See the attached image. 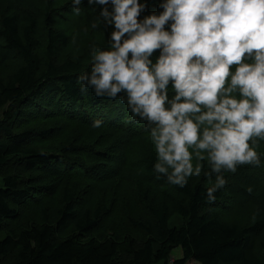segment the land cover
<instances>
[{
  "label": "trees",
  "instance_id": "obj_1",
  "mask_svg": "<svg viewBox=\"0 0 264 264\" xmlns=\"http://www.w3.org/2000/svg\"><path fill=\"white\" fill-rule=\"evenodd\" d=\"M163 2L140 0L146 7L139 19L159 15ZM95 5L80 7L89 25L103 17ZM54 14L63 17L56 0H45L44 11L26 0H12L8 9L0 12L1 62L8 58L20 61L9 76H0V114L4 108L0 115V236L4 234L0 239V264H264V218L243 224L208 209L232 194L248 195L260 187L251 173L264 170L261 149L259 167L244 165L235 173H223L227 185L215 193L212 202L207 200L206 190L214 183L205 184V177L215 180L217 174L207 160L201 179L190 176L187 185L180 187L154 171V151L145 153L143 170L157 187L165 188L162 196L152 199L143 190L146 213H131L129 229L109 220L110 205L97 200L91 184L84 183L89 180L85 177L97 175L99 166L105 165L99 157L108 155L101 150L106 142L98 139L107 141L109 134L103 132L105 136L98 137L97 131L111 127L132 139L148 133L150 126L126 107V94L109 99L96 97L92 88L81 90L78 78L90 73L92 57L86 63L83 55H62L70 36L48 22ZM40 17L46 20L43 59L39 54ZM166 29H171V22ZM173 95L169 84V98ZM100 104L105 107L101 110L105 117L98 111ZM112 105L123 108L122 112ZM35 109L41 111L36 114ZM35 117L54 123L36 128L31 124ZM98 119L101 126L93 127ZM70 126L72 130L67 129ZM51 138L60 140L54 153L45 152L39 143ZM88 153L94 162L86 157ZM33 172L36 176H31ZM59 193L58 203L50 208L48 200L53 201L50 197ZM33 209L38 216L22 221V213ZM254 238L259 249L252 253ZM176 247L182 248L183 256L172 261Z\"/></svg>",
  "mask_w": 264,
  "mask_h": 264
},
{
  "label": "clouds",
  "instance_id": "obj_2",
  "mask_svg": "<svg viewBox=\"0 0 264 264\" xmlns=\"http://www.w3.org/2000/svg\"><path fill=\"white\" fill-rule=\"evenodd\" d=\"M81 3L73 0L76 14ZM96 3L113 5L101 12L115 26L113 43L91 49L90 73L78 78L81 90L109 99L126 94L132 114L150 126L154 171L185 187L207 160L217 174L206 190L212 202L227 185L224 172L259 167L254 144L264 140V0H164L159 15L142 21L140 0H88ZM101 124L98 119L93 127Z\"/></svg>",
  "mask_w": 264,
  "mask_h": 264
},
{
  "label": "rangeland",
  "instance_id": "obj_3",
  "mask_svg": "<svg viewBox=\"0 0 264 264\" xmlns=\"http://www.w3.org/2000/svg\"><path fill=\"white\" fill-rule=\"evenodd\" d=\"M11 2L12 0H0V12L8 9L9 5H11ZM26 2L37 4V6L44 11L45 0H26ZM84 5H89L88 0H82V3L79 7H83ZM73 6V0H56V7L58 8L59 12H63V17H61V15L54 14L52 18H49L48 22L54 28L65 30L70 36L68 46L62 51V55H64V57H76L77 55H83V60L86 63H90V53L93 47H97L100 50H102L104 47L106 49L111 47V34L114 31L115 26L114 24H107L104 21V17H100L97 20L98 23H96L98 26L93 28V23L89 25L87 18H85L81 12L76 14L74 11H72L71 13V9L74 8ZM95 6V9H100L101 11L105 7L108 8L109 12L113 11V5L111 3L107 5L96 3ZM39 20L38 38L42 43L41 47L39 48V54L43 59V49L46 36V20L43 17H40ZM168 30L170 31V29ZM159 55L160 53L158 56L155 54L153 55V63H155ZM1 60L2 57L0 55V76H9L20 64V61L16 59L8 58L2 62ZM110 105H108L107 108H110ZM127 106L128 104L126 107ZM97 107L98 111H100V116L105 117V114L103 111H101L105 108L104 105L100 104ZM112 107L119 113L123 110V108L116 109L114 105H112ZM35 110L37 111L36 114L41 111V109ZM96 112L97 111H95L94 115ZM35 119L36 120L31 124L36 128H41L42 125L54 123V121H43V119H39V117H35ZM58 120L64 121V119ZM73 126L78 128L76 122L73 123ZM67 129L72 130V126L67 127ZM118 130L119 129H113L111 127L98 129V137L103 132H107L106 134H109V137L106 139L107 141H105V138L98 139L99 142H106L105 146L102 147L101 150L107 152L109 156L107 155V157H99V159L103 158V163L105 165L99 166L98 169L100 172L97 175H88L85 177L84 179L89 178V180H85L84 183L88 186V183L91 184L89 188L90 190L93 188V190L96 192L97 200L110 205L112 211L110 213L109 220L114 219L119 223V225H126L129 229V226L127 225V219L131 213L135 215L137 213L141 215L146 213L145 209H147V204L143 199V190H146L150 198L153 199L154 197L158 198L157 195L162 196L161 194L165 188L157 187L152 179L146 177L142 167L144 154L150 151H154L156 153L154 143L150 137V129L145 135H137L132 139H128V136L119 132ZM59 142V139L51 138L48 141L45 140L39 143H41V148L45 152L54 153L57 151ZM257 142L260 143L254 144L256 150L261 152V149L264 152V140H259ZM86 157H90V161L92 162L95 161L93 160L92 154L88 153ZM193 162L194 164L196 163L195 159ZM253 171L254 172L251 174L255 177V179H258V182L260 181V187H257L252 193H249L248 195L241 194V196L236 197L237 195L232 194V196L230 195L229 198L212 204V206H210L211 208L209 207L208 209H213L214 211L220 212L228 221H236L243 224H254L258 218H264V203L261 196V192H264V170L260 171V173L258 172L259 170L256 169ZM36 174L37 173L33 172L31 176H36ZM103 175L105 178L101 179L104 177ZM195 177L201 179V175L199 177ZM205 179H207L205 184L215 183V180H213L212 177H205ZM245 179H247V176H245ZM244 184L246 185V182H244ZM246 189L251 190L247 187ZM38 195L39 194L37 193L35 196L38 197ZM60 197L61 193L55 195L54 197H50V199H53V201L48 200L47 202L50 208H54L56 206ZM240 198H243L241 202L239 200ZM37 213L38 211L36 209L24 211V213L21 215V220L25 221L27 218H35L38 216ZM178 222L179 224L181 223L180 220ZM3 237L4 234L2 233L0 239ZM256 242L258 241L256 238H254L251 249L252 253H255L259 249ZM182 256V248L176 247L172 252L171 260L173 261L175 258H181ZM187 264L199 263L195 261H189Z\"/></svg>",
  "mask_w": 264,
  "mask_h": 264
}]
</instances>
